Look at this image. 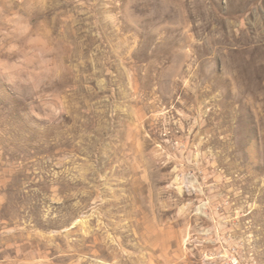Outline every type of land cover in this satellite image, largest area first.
I'll return each instance as SVG.
<instances>
[{"label": "rangeland", "instance_id": "obj_1", "mask_svg": "<svg viewBox=\"0 0 264 264\" xmlns=\"http://www.w3.org/2000/svg\"><path fill=\"white\" fill-rule=\"evenodd\" d=\"M0 264H264V0H0Z\"/></svg>", "mask_w": 264, "mask_h": 264}]
</instances>
